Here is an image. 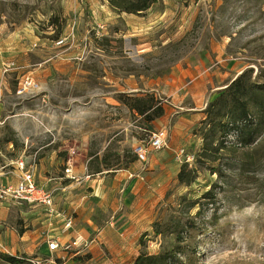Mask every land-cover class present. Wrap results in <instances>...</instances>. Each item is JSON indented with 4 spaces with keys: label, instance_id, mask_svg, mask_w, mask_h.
I'll return each instance as SVG.
<instances>
[{
    "label": "rangeland",
    "instance_id": "rangeland-1",
    "mask_svg": "<svg viewBox=\"0 0 264 264\" xmlns=\"http://www.w3.org/2000/svg\"><path fill=\"white\" fill-rule=\"evenodd\" d=\"M53 17L59 19L58 38ZM17 38L21 61L13 70L0 63L1 166L8 169L10 160L27 163L33 156L38 165L50 156L45 142L53 141L49 150L56 145V131L79 135L89 154L106 153L115 171L133 173L122 191L111 183L113 243L125 240L118 232L138 221L126 238L128 259L116 264H132L144 234L146 251L157 254L163 240L154 237L152 224L178 197L199 199L208 190L215 199L195 220L200 233L195 264H264V133L245 148L233 146L235 136H228L225 145L234 148L217 154L214 165L195 162L202 140L194 134L219 90L247 70L252 79L264 76V0H159L141 15L118 14L106 0H0V49ZM194 67L206 69L210 82L198 100L202 111L189 119L178 109L187 107V100L173 102L167 87L180 70ZM26 80L38 83L41 92L17 95ZM153 87L156 92H150ZM120 93L154 94L167 110L164 119L151 127L142 123L116 101ZM174 127L178 133L172 134ZM161 129L167 132L166 146L148 150L144 164H129L131 145L147 147L150 134ZM182 149L192 162L178 157ZM183 164L196 175L188 188L177 181ZM134 180L139 185L129 188ZM179 214L187 219L182 210Z\"/></svg>",
    "mask_w": 264,
    "mask_h": 264
},
{
    "label": "crops",
    "instance_id": "crops-1",
    "mask_svg": "<svg viewBox=\"0 0 264 264\" xmlns=\"http://www.w3.org/2000/svg\"><path fill=\"white\" fill-rule=\"evenodd\" d=\"M18 38L12 39L14 41L10 43V48L3 51L0 49V63L4 65L8 63L7 66H11L9 70H13L15 62L19 63L22 59L20 55L22 47L19 43L21 39ZM16 67L19 69V66ZM179 73L180 76L172 77V83L167 87L168 97H172L173 102L186 99L187 107L180 106L178 109L184 110L186 113L184 116L194 119L202 111L199 109L198 100L200 96L204 95L203 85L210 82L205 79L208 73L206 69L201 67H194V70L191 71L186 68L180 70ZM187 77L190 80L186 83ZM38 87V90L29 95L40 93L39 84ZM156 91V87L150 89V92ZM0 92L2 93L1 90ZM136 92L133 90L131 93ZM1 93L0 97H2ZM41 94H43V100L47 99L48 101L47 95L43 91ZM110 102L117 105L114 99H110ZM190 102L193 103V107H190ZM2 104H0V110ZM164 110L166 114L165 106ZM164 117L158 120L162 121ZM155 123L157 121L151 124L154 125ZM0 124H2L1 118ZM148 126L151 127V125ZM13 128L14 131H17L15 127ZM176 128L174 127L172 134L178 133ZM56 132V147L53 146L49 150V147L54 145L53 141H46L45 146H43L46 149L44 153L50 154V156L42 158L38 165H35V158H33L35 156L25 163L26 169L32 173L36 185L50 192L55 212L53 215H49L47 207L43 205L17 203L11 199L0 201V253L14 257L25 255L31 260L46 261L48 264H116L119 261L123 262L124 259H128L130 249L126 238L134 229L132 226L138 221L128 224L130 226L122 232L117 231L121 238L125 237V240L113 243L117 241L112 240L115 236H112L111 231L113 221L110 211L113 210V201H115L113 199L115 189L112 188L111 183L115 184V188H121L122 191V187L133 176L131 169L127 168L126 170L125 168V170L115 171L113 166L109 168L113 170H106L107 168L101 162L102 157L98 156L101 152L89 154V144L86 145L83 139L81 142L79 135L76 136L71 133L70 137L65 132ZM140 144L135 142L131 146L133 148ZM107 149L108 147H104L102 152L107 151ZM65 153L66 158L63 156V158L57 159L56 155H64ZM10 162L12 164L17 161L10 160ZM10 162L7 163V167ZM135 162L143 164L137 159ZM10 166L5 169L6 167L2 165L4 169L0 176V187L13 186L18 181L20 172L14 165ZM96 167L102 172L95 174L90 170ZM133 185L138 186V180H134L129 188ZM136 193L137 191L134 194ZM69 219L71 220V228L64 230ZM76 234L83 235L90 242L89 245L68 252L61 249L57 251L50 249L49 243L58 241L62 247L69 243Z\"/></svg>",
    "mask_w": 264,
    "mask_h": 264
},
{
    "label": "trees",
    "instance_id": "trees-1",
    "mask_svg": "<svg viewBox=\"0 0 264 264\" xmlns=\"http://www.w3.org/2000/svg\"><path fill=\"white\" fill-rule=\"evenodd\" d=\"M106 2L118 14L141 15L159 0H106ZM50 25L57 28L59 19L53 17ZM56 30L55 37L58 38L61 29ZM116 101L124 105L129 112L135 113L141 118L142 123L147 125L162 118L165 113L163 105L152 93L138 96L122 93ZM203 114L204 118L194 131V134L202 140L195 162L202 163V165L206 163L214 165L217 162V154L232 149L233 146L245 148L255 144L264 133V76L252 79L251 70L242 72L224 89L217 92L215 98L203 110ZM232 134L236 142L232 147H227L225 141ZM12 141V139H7V143ZM117 160L119 161L120 157ZM135 161L136 156L133 154L129 163ZM101 162L107 168L106 170H113L109 169L114 165L110 163L108 155L104 154ZM187 168V164L181 165L177 181L180 186L188 188L194 183L196 175L194 171ZM211 169L213 174L218 172L213 167ZM90 170L95 174L102 172L98 167ZM214 199L213 190L204 192L199 199L190 200L185 196L178 197L175 205L168 207L164 216L161 214V221L156 220L152 224L154 237H160L163 240L160 251L157 254H150L146 251L143 239L147 235L144 234L138 241L142 249L132 264H195L198 255L195 237L200 234L195 220H198L203 212L208 210ZM181 210L187 216L185 221L179 214ZM193 210L196 212L191 216ZM211 222H215V219ZM203 224L207 225V223ZM30 260L25 255L14 257L0 253V264H31Z\"/></svg>",
    "mask_w": 264,
    "mask_h": 264
},
{
    "label": "built area",
    "instance_id": "built-area-1",
    "mask_svg": "<svg viewBox=\"0 0 264 264\" xmlns=\"http://www.w3.org/2000/svg\"><path fill=\"white\" fill-rule=\"evenodd\" d=\"M38 89L37 84L30 80H26L20 88L16 91L17 95H26ZM167 132L166 130H158L152 132L148 139V146L145 147L142 144L133 147V154L136 156L138 162L144 164L146 162L148 150L158 151L166 146ZM178 157H184L186 163L193 161L194 157L191 155H184V150H180ZM34 160L32 161L33 164ZM20 172L18 181L15 185H8L0 187V201L5 199H11L17 203H27L29 205H43L47 207V213L49 215L54 214L53 201L50 192L45 191L36 185L32 173L26 169L24 161H17L11 164ZM3 167L0 165V176L3 173ZM71 228V220H67L64 226V230ZM89 241L81 234H76L72 240L66 245L60 247L58 241L49 243V247L52 251L62 250L68 252L70 250L86 247L89 245ZM31 264H48L46 261L30 260Z\"/></svg>",
    "mask_w": 264,
    "mask_h": 264
}]
</instances>
